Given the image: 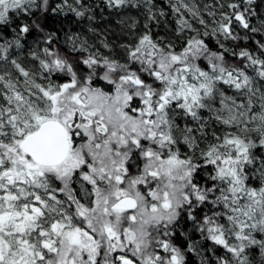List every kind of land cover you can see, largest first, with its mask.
Instances as JSON below:
<instances>
[{"label":"snow or ice","instance_id":"6c2138e0","mask_svg":"<svg viewBox=\"0 0 264 264\" xmlns=\"http://www.w3.org/2000/svg\"><path fill=\"white\" fill-rule=\"evenodd\" d=\"M217 4L211 32L178 21L195 33L179 49L146 30L116 59L73 37L87 55L70 62L44 48L32 53L37 73L8 55L29 25L0 43L19 74L0 71V264H187L173 228L205 208L198 231L224 250L216 264H251L253 249L264 257V42L258 54L232 51L236 63L220 40H238L235 26L262 33L264 20L251 26L254 0ZM48 5L0 0V25Z\"/></svg>","mask_w":264,"mask_h":264},{"label":"trees","instance_id":"16d2710c","mask_svg":"<svg viewBox=\"0 0 264 264\" xmlns=\"http://www.w3.org/2000/svg\"><path fill=\"white\" fill-rule=\"evenodd\" d=\"M151 2L156 10V13L153 14L155 19H150V15L137 14L140 20L137 32L140 33V35L146 30H150L153 39L163 38L165 42H172L177 49H179L182 47L187 37L195 35V33L188 29H185L183 32L179 31L178 21L180 19L187 20L192 28H195L201 33L207 30L202 26L195 25L196 22L190 19L183 11L180 13L175 12L173 10V4L167 0H151ZM222 2L229 3L233 2V0H222ZM235 2H240V0H235ZM203 4V15L215 26L214 18L209 15V12H215V19H219L221 9L218 7L217 0H205ZM58 5L61 7L58 8ZM127 6L128 5H125L120 8L110 7L107 0H67V5L64 4V0H49L47 11H42L38 8L28 15L10 14L9 23L0 25V43L15 41L17 39L19 27L27 24L30 30L28 33L19 36L20 47H16L15 44H13L9 49L8 55L10 59L18 60V58L24 57L34 60L32 53L35 52L39 54V49L41 50V54L39 55L43 58V49L50 48L58 51L62 56L67 57L70 62L79 61L85 57L87 53L79 50L73 51L72 48H68L66 44L71 34H82L83 32L85 35L90 36L91 44L99 46V48L94 51H88L99 52L105 56L122 59L125 52H123L121 45L128 43L127 40H129L128 38L130 35L135 34V31L126 30V27L123 29L125 25H121L125 17L122 14ZM53 8H56V11H52ZM252 8L255 9L256 15L251 17L250 24L251 26L259 27L261 21L264 20V0H254ZM71 9L81 11L84 15L77 16L76 11H72ZM224 10L227 11V9ZM161 13H163V15H161ZM181 13L183 14L182 16ZM141 24H144L142 29H140ZM34 25H38V27ZM145 26H147V28ZM207 31L211 32V30ZM235 31L240 37L236 41H225L220 38L225 48L229 49V52L225 53L228 61L239 63V61L230 54L232 51L239 52L241 49H247L254 54H258L256 41L264 42V32L251 33L238 26H235ZM245 37H247V39H245ZM49 39H51V44L47 42ZM204 39L214 51L220 50L217 45L218 37L209 35L204 37ZM40 40H44L45 43H41ZM105 43L109 45L108 48L104 47ZM34 61L38 64V61ZM4 63L5 62L0 61V65ZM76 66L77 65L74 64V67ZM78 66L82 71H88L86 66L82 64ZM53 79H56V77L53 76ZM62 79H67V77H63ZM95 86L104 87L105 82L97 81ZM205 211H207L206 208L197 209L195 213L197 215V221H192L188 219L185 214H182L173 228L175 233L172 237L173 242L185 252L187 264H201L202 261H206L207 264H216V257L225 255L223 249L214 248L212 243L204 240L201 233L198 231V222ZM194 242L200 244L202 250L201 254L195 251H188V246L192 245ZM249 259L251 264H264V257L261 256L258 249L251 250Z\"/></svg>","mask_w":264,"mask_h":264},{"label":"rangeland","instance_id":"374dc122","mask_svg":"<svg viewBox=\"0 0 264 264\" xmlns=\"http://www.w3.org/2000/svg\"><path fill=\"white\" fill-rule=\"evenodd\" d=\"M167 1L170 2L171 4H173V6L178 5V0H167ZM204 1L205 0H185V2L188 3L190 6H193V7H196L199 9L198 16H193L191 12H189L187 9H184V8H181V11H183L187 16H189L190 19L194 20L196 22L195 25H197V26L204 27V25H201L199 23V19L203 18L206 21V23L208 24L207 30H211L212 27H214V26L203 15L204 10L202 9V7L204 5L203 4ZM38 2H39V0H38ZM34 10H36V9H34ZM139 13L141 15H153L156 13V10H155L152 2L149 5V4L145 3V0H133L132 3L128 4V6L125 8V10L122 14L125 17L123 18L124 20L122 21L121 25H123V26L125 25L123 29H125V27H126V30L135 31V34H131L130 37L128 38L129 40H127L128 43H125L123 45L133 43L134 40L140 35V33L137 32L139 29L138 24L140 21L137 17V14H139ZM140 26H141L140 29H142L144 27V24H141ZM90 32H91V30H90ZM73 37L76 38V48L77 49L80 48L81 44H84V47H86L88 50H91V51L92 50L94 51L95 49L99 48L98 45L90 43L91 42L90 36L85 35L84 32L82 34H71L68 38V43L66 44L68 48H72V38ZM40 42L43 44L45 43L44 40H40ZM37 48H38V46H37ZM122 50L124 52V49H122ZM38 53L41 54L40 49L38 50ZM17 62L21 63L22 66H24L28 69H31L33 72L38 73V71H39V65L34 60H32L31 58L28 59V58L20 57V58H18ZM4 68H7V70L9 72H11L13 76H19V74L16 72V70L10 64L4 63V64L0 65V71H3ZM37 82H43V81H40L38 79ZM229 94H231V93L229 92ZM192 246L195 248L196 253L199 252V254H201L202 250H201L200 244L198 242L192 243Z\"/></svg>","mask_w":264,"mask_h":264}]
</instances>
